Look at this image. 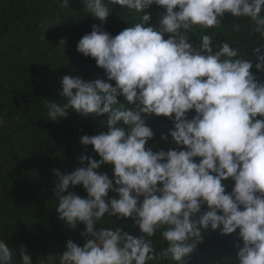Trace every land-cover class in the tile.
Listing matches in <instances>:
<instances>
[{
    "label": "clouds",
    "instance_id": "1",
    "mask_svg": "<svg viewBox=\"0 0 264 264\" xmlns=\"http://www.w3.org/2000/svg\"><path fill=\"white\" fill-rule=\"evenodd\" d=\"M108 4L139 14L152 5L164 11L156 25L145 12L139 23L112 36L103 24L113 10L104 0H84L101 24H93L82 36L77 51L95 59L107 82L65 75L60 91L65 102L44 103L53 121L67 117L69 109L81 116L107 114V130L80 138L83 145L93 146L99 160L81 154L79 160L87 161V167L71 173L53 169L59 218L70 228L85 225L80 233L84 244L69 239L60 264H147L168 256L187 264L186 258L209 229L237 234L242 241L234 258L238 264H264V80L250 71L255 67L264 73V46L252 49L254 63L252 58H240L239 50L228 42L215 46L211 35L199 37V44L189 42L188 36L197 27H219L225 13L249 18L254 31L264 35V0H108ZM61 6L68 7V0H61ZM239 27L236 24L233 30ZM120 96L130 107H116ZM192 110L195 115L189 118ZM153 114L174 123L161 139L167 141L170 135L178 148L155 152L146 148L154 136L147 123ZM103 164L113 166L111 178L97 171ZM229 179L234 184L226 192L222 181ZM77 185L83 186L86 197L68 191ZM109 191L118 198H108ZM204 205L208 211L192 219ZM105 214L131 218L140 235L120 227L98 229ZM157 229H163L168 243L160 253L148 239ZM20 257L22 264H33L23 246ZM12 261V248L0 240V264Z\"/></svg>",
    "mask_w": 264,
    "mask_h": 264
},
{
    "label": "trees",
    "instance_id": "2",
    "mask_svg": "<svg viewBox=\"0 0 264 264\" xmlns=\"http://www.w3.org/2000/svg\"><path fill=\"white\" fill-rule=\"evenodd\" d=\"M104 2L113 11L103 29L112 36L139 23L140 15L145 12L151 13L150 23L156 25L164 11L152 5L139 14L108 4V0ZM222 22L217 28L197 27L194 32L189 31V42L199 44V37L211 35L215 46L228 42L239 50L240 58H252L255 63L252 49L264 46V35L254 31L253 22L247 17L225 13ZM93 24L99 25L101 21L87 11L84 0H68V7H62L61 0H0V240L12 248V264H22L21 246L32 260L51 254L49 264H60V254L66 250L69 239L81 246L85 242L80 235L85 229L82 222L70 228L59 218L56 211L59 201L54 194L57 177L53 169L71 173L77 167H87V161L79 160L81 154L100 159L93 146L83 145L80 138L106 131L107 114L81 116L69 109L67 117L53 121L49 120L44 101L65 102L60 95L61 78L65 75L107 82L105 70L97 66L95 59L77 51L78 41L91 32ZM236 24L240 27L234 31ZM167 36L165 34L164 38ZM61 39L66 41L63 46L59 44ZM250 71L264 80V73L255 67ZM111 83L115 85V81ZM118 100L120 104L116 107H130L123 96ZM193 115L194 110L188 117ZM147 123L154 136L146 148L151 147L154 152L178 148L170 135L167 141L161 139L162 133L174 129L171 120L153 114ZM196 159L198 162L200 158ZM112 169V165L103 164L97 171L111 178ZM222 183L226 192L232 190L234 181L229 179ZM68 191L87 196L82 185L70 186ZM111 197L118 198V194L109 191L108 198ZM207 211V206H202L192 219L198 220ZM96 227H120L130 235H140L131 218L105 214ZM162 231L157 229L154 236L148 237L156 253L168 246ZM202 234L203 242L186 258L187 264H238L234 258L237 245L242 241L236 233L221 234L219 229H209ZM147 264L177 262L168 256Z\"/></svg>",
    "mask_w": 264,
    "mask_h": 264
},
{
    "label": "rangeland",
    "instance_id": "3",
    "mask_svg": "<svg viewBox=\"0 0 264 264\" xmlns=\"http://www.w3.org/2000/svg\"><path fill=\"white\" fill-rule=\"evenodd\" d=\"M52 260L51 254H44V257L39 255V257L36 260H32L33 264H49Z\"/></svg>",
    "mask_w": 264,
    "mask_h": 264
}]
</instances>
